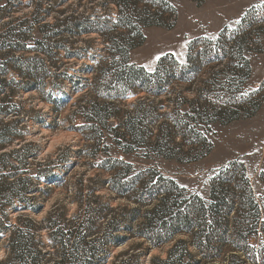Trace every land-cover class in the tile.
I'll return each instance as SVG.
<instances>
[{
    "label": "rangeland",
    "instance_id": "rangeland-1",
    "mask_svg": "<svg viewBox=\"0 0 264 264\" xmlns=\"http://www.w3.org/2000/svg\"><path fill=\"white\" fill-rule=\"evenodd\" d=\"M166 1L172 27L142 28L128 66L153 73L166 55L186 66L191 51L195 68L168 67L160 94L130 86L111 99L97 86L114 70L109 45L127 31L117 0H0V261L20 228L41 264H264L231 245L204 259L183 234L160 246L108 238L117 218L122 236L136 225L118 184L150 170L209 203L212 179L242 163L259 206L248 244L264 249V0ZM147 111L156 120L143 143L125 137L126 115Z\"/></svg>",
    "mask_w": 264,
    "mask_h": 264
},
{
    "label": "trees",
    "instance_id": "trees-1",
    "mask_svg": "<svg viewBox=\"0 0 264 264\" xmlns=\"http://www.w3.org/2000/svg\"><path fill=\"white\" fill-rule=\"evenodd\" d=\"M117 3L119 14L116 26L127 31L116 37L109 45L115 66L112 71L103 70L105 84L97 86L98 94L117 99L120 92L130 86L146 87L150 92L160 94L161 87L164 86L162 83L166 82L168 67L174 66L181 75L195 68L191 51L186 66L181 65L172 55L163 56L153 73H148L143 67L136 65L128 66L131 50L144 42L142 28L172 27L165 18L166 11L171 8L166 0H117ZM140 3H145V6L139 8ZM226 43H229L228 40L223 43V47L219 44L217 49L225 48ZM211 53L212 49L206 43L202 50L204 60L211 58ZM94 105L96 104L92 103L90 107L91 115L93 110L103 125H107L109 115L117 117V114L111 113L114 109L113 101L104 104L106 113H109L107 116ZM155 120L150 111L144 114L139 112L135 115L127 114L122 123L126 128L123 135L126 137V134H129L131 141L143 143L145 130ZM158 146L164 147L161 144ZM117 187L122 195L134 203L132 220L136 225L135 228L126 229L128 236H122L116 232L121 231L124 219L117 218L111 223L114 224L112 227L109 225V239L123 243L132 237H138L152 246H160L183 234L189 237L188 241L204 259L216 258L225 247L231 245L234 254L244 253L254 262L260 258L264 263V249L260 253H255L254 248L248 244L249 236L258 227V223L254 226L253 222L258 217L259 206L244 164L232 163L212 179L209 203L198 197L182 198L183 193L174 180L163 176L156 177L150 170L141 172L129 181L118 184ZM231 214L233 216L230 219ZM42 257L43 251L34 241L30 231L17 228L10 237L9 254L5 260L0 261V264H41ZM83 264L96 262L93 257L92 261Z\"/></svg>",
    "mask_w": 264,
    "mask_h": 264
}]
</instances>
